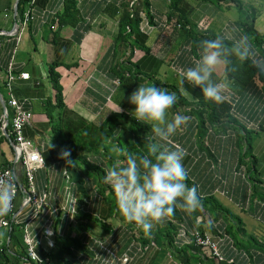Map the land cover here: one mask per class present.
<instances>
[{
	"label": "crops",
	"instance_id": "crops-1",
	"mask_svg": "<svg viewBox=\"0 0 264 264\" xmlns=\"http://www.w3.org/2000/svg\"><path fill=\"white\" fill-rule=\"evenodd\" d=\"M16 1L0 0V112L6 106L8 115H12L7 106L11 94L32 113V119L24 126L23 133L40 149L45 162V167L35 174L37 190L46 187L60 200H65L69 189H74V194L79 195L83 186L77 182L78 169L75 163L68 164L70 159L63 156L58 142L70 140L85 128L93 133L106 116L119 112L116 111L118 105L120 111L131 114L134 105L129 103L128 97L139 83H155L149 79L153 76L157 84L173 85L179 91L180 110L175 112L171 109L170 116L182 114L189 117L182 130L170 141L172 145L185 149L183 164L189 179L200 196L215 197L239 217L243 245L237 247L234 239L225 233L226 225L214 221L211 213L204 212L196 222L202 223L203 231L212 235L225 260L233 264H264V248L258 247L264 246V182L252 188L246 168L239 164L244 144L233 129L222 133L212 128L203 139H198L194 118L186 112L205 97L198 87L187 81L181 84L179 79L180 71L193 66L198 60L190 52L181 29L174 28L171 22L166 27H159L165 22L169 6L175 1L177 10L183 12L189 25L198 31L238 39L243 35L239 26L241 18L255 12L254 28L264 35V0H235L240 3L239 6L233 0H150L156 24H141L146 34L145 45L150 48L149 54L134 49L131 59L145 65L142 71L146 81L131 87L110 77L109 68L114 62L111 49L118 33V19L105 9L107 4L131 3L132 0H78L81 19L76 26H59L62 0H36L31 7L33 19L22 26V21L14 16ZM258 54L257 64L264 78V52ZM10 63L14 79L9 91L7 71ZM51 63H60L57 71L63 87L64 104L50 106L46 110L47 99L56 103L55 91L48 78ZM224 68L223 63L217 67L213 74L215 79L224 77ZM22 73H26L27 78H22ZM260 87L242 96L239 106L241 115L249 117L251 124L264 128V93ZM251 147V154L262 161L260 164L259 159L256 170L259 179L264 181V130L256 136ZM14 159L15 150L10 142L1 141L0 167L4 164L12 166L21 176V166ZM22 200L20 195L17 205L21 211L20 218L24 219L29 210L20 203ZM100 216L99 222H88L91 232L96 239L114 246L118 255L128 253L132 257L130 264H180L175 257L176 252L170 253L160 248L158 243L154 246L153 240L149 239L143 245L139 236H146L144 230V235L137 228L133 232L119 218ZM44 218L45 215L38 217L30 227L36 253L41 258L47 252L57 250L54 235L65 238L76 233L69 221L60 216L59 219L54 218V235L46 237ZM4 240L9 243L5 230L0 228V245ZM10 245L9 252L0 254V264H34L17 255L15 246ZM181 245L185 244L180 243L178 248ZM179 257L188 259L192 264H219L203 248ZM99 260V257H94L87 264H100Z\"/></svg>",
	"mask_w": 264,
	"mask_h": 264
},
{
	"label": "trees",
	"instance_id": "trees-1",
	"mask_svg": "<svg viewBox=\"0 0 264 264\" xmlns=\"http://www.w3.org/2000/svg\"><path fill=\"white\" fill-rule=\"evenodd\" d=\"M35 1L36 0L18 1L16 15L18 21L23 20L25 14L31 9ZM62 1L63 10L59 14V26H64L66 24L76 26L81 19L78 0ZM132 1V4L130 1L122 2L118 5L114 3L107 4L105 9L107 12H110L111 15L117 16L118 19V33L114 38V45L111 49L114 62L109 68V74L112 79L121 83L124 82L130 87L135 86L137 82L146 81L142 71L145 65L143 63L139 64L131 61L134 49H140L147 55L149 54L150 48L145 45L146 34L141 29V24L145 19L147 23L156 24V16L152 11L150 0ZM234 3L238 6L240 5V3L236 1ZM255 19V12H252L250 16L248 14L247 17L243 16L239 23L241 32L247 37L252 52V55L248 59L243 61L238 59V53H236L233 47V42L236 38L234 39L225 35L222 36L225 41V53L230 62L229 65H225L224 76L226 69H228V77L232 81L230 87L225 90L224 101L222 103H214L205 98L204 100H200L195 106H190L187 112L184 111L187 115L194 118V127L197 132V137L200 140L203 139L212 128L222 133H226L229 128L237 132L241 142H244V150L240 155L239 164L246 168L248 180H250L252 188L264 182L259 179L256 170V164L260 158L257 159L251 154L252 141L256 136L260 135L264 128L262 125L258 126L251 124V120L246 115H244L246 117L242 116L243 114L241 115L240 113L241 107L239 104L242 96L253 92L259 85L261 86L260 89L262 93H264V78L262 76V70L257 64L260 58V54L258 53L262 54L264 52L262 50L264 35H261L255 30ZM170 22L174 28L182 30L186 36L190 52L197 60L199 59L200 42L205 39H214L218 36L212 34V32L198 31L196 27L190 26L184 13L177 10L175 1L169 6L165 22L161 26L159 25V27H166ZM59 66L60 63H51L48 66V78L55 91L56 103L53 104L51 99H47L45 102L46 110L50 106L55 107L64 104L63 87L60 81V74L57 71ZM149 79H153L157 86L167 88L175 92L178 98L180 97L177 87L173 85L157 84V80L154 79L153 76L149 77ZM178 101L179 99L172 108L175 112L180 110ZM7 129H10V124H8ZM150 135L151 129L149 126L136 121L130 113L122 110L106 116L103 123L95 127L93 133L85 128L70 140L58 142L59 149L62 150L63 153L66 151L70 153L68 158L75 163V167L78 169L77 182L83 186V190L79 195H76V199L78 200L76 201L77 207L76 213H73V220H70L67 215L62 216L69 221L68 223L73 226L76 233L65 238L54 235V245L57 250L55 252H47L42 258L38 255L42 261L51 262L52 264H87V261H91L94 257H99L101 259L105 255L103 254L104 251L98 248V245L94 242L96 237L94 233L91 232L88 224L90 221L99 222L98 220L101 218L100 215L107 216V218H119L126 223V226H128L131 231L134 232V229L137 228L140 234L142 233L143 229L141 227L127 221V219L123 217L118 206V196L111 184L105 180V177L108 170L117 163V161H126L129 153H145L147 151V137ZM11 137L10 135L7 138L0 132V142H9V138L11 139ZM170 146L175 145L170 143ZM77 152L80 153L77 154ZM259 163H262L261 159ZM6 165L7 164L2 165L0 169L5 168ZM25 182L26 179L23 178V183L25 184ZM186 183L190 187L195 186L189 177ZM44 190H48V188L38 189V192ZM200 197L202 201L201 206L191 214L177 207L174 215L156 224L157 226L151 230V234H146L145 237L139 236L142 244H146L149 239L153 240L156 245L158 243L160 248L163 247L170 253L176 252L177 255H175V257L179 260L180 264H192L187 261L188 259L186 260L179 256L187 254L192 250L198 252L202 247L191 242L181 245L180 248H178L180 244L177 239L179 227L183 225L187 231L196 229L203 233L202 223H197L196 220H198L199 216H203L205 212L207 214L211 213L212 219L216 222H220V225H226L225 233L229 234V236L234 239L237 247L242 246L243 240L240 239V236L243 229L241 228L239 217L231 213L215 197ZM31 213L32 209H29L28 214L22 219L23 221L19 224H13L9 229L0 225V228L5 230V236L9 238V243L4 240L0 245V254L9 252V248L11 247L10 243H12V246H15L14 252L25 259L26 246L24 243L23 225L24 220L27 219ZM3 218H7V215L0 216V221ZM59 218L60 217H58V219ZM44 219L46 220L47 216ZM159 224H162V226ZM222 232H224V230H222ZM248 240V242H250V239ZM254 242L257 243L255 240ZM258 247L264 248V246ZM219 264H233V262L228 263L227 260H224L220 261Z\"/></svg>",
	"mask_w": 264,
	"mask_h": 264
},
{
	"label": "clouds",
	"instance_id": "clouds-1",
	"mask_svg": "<svg viewBox=\"0 0 264 264\" xmlns=\"http://www.w3.org/2000/svg\"><path fill=\"white\" fill-rule=\"evenodd\" d=\"M233 47L240 61L252 55L244 35L234 40ZM222 63H230L225 53L224 37L202 40L198 61L180 71V83L187 81L198 87L207 100L222 103L225 90L231 85L228 69L222 79L214 78V72ZM128 100L134 105L132 117L151 129V135L147 137V151L143 154L129 153L126 161H117L108 170L105 180L118 196L123 217L141 227L146 234H151L154 225L174 215L177 207L191 214L201 206L196 187L186 183L188 172L183 164L185 149L179 145L170 146V141L182 130L189 117L182 114L170 116L178 97L175 92L155 83H139ZM120 110L118 105L116 111ZM69 155L67 151L63 153L64 157ZM73 163L68 160L69 165ZM16 191L14 177L0 179V216L11 211ZM65 200L67 207L76 213L78 199L74 189L65 193Z\"/></svg>",
	"mask_w": 264,
	"mask_h": 264
},
{
	"label": "built area",
	"instance_id": "built-area-1",
	"mask_svg": "<svg viewBox=\"0 0 264 264\" xmlns=\"http://www.w3.org/2000/svg\"><path fill=\"white\" fill-rule=\"evenodd\" d=\"M133 2V1H132ZM132 4V3H131ZM34 17V11L29 9L22 20V26L27 25ZM145 26L147 20L145 19ZM7 71V87L10 91L11 80L14 79L11 69ZM22 78H27L26 73L21 74ZM118 83V81L116 80ZM7 106L11 109L12 115L9 116L6 106L0 112V132L5 136H12L9 142L15 150L14 162L21 166L22 174L19 176L12 166H6L0 169V179L7 177H14L17 191L16 198L13 201V207L7 214V218L0 221V225L4 228H11L13 224H19L23 220L20 218V210L17 207V197L22 195L24 207L32 209V213L24 220L23 236L26 246L25 260L33 262L34 264H52L51 262L42 261L35 252V244L30 227L34 224L38 217L47 216L44 235L52 237L54 235L53 226L54 218L67 215L70 220H73V210L67 207L66 200H60L51 191L44 190L38 192L35 184V174L37 171L45 167L44 158L40 149L35 143L26 137L23 133L24 126L29 124L32 119V113L26 110L23 105L17 101L11 94L7 101ZM10 124V129H7ZM23 178L26 179L25 184ZM77 207V206H76ZM68 211V212H66ZM49 217V218H48ZM178 242L182 244H189L193 242L195 245L207 249L210 255L218 262L224 261V257L219 252L218 243L212 239V235L206 232L201 233L199 230L187 231L181 225L177 236ZM94 242L100 249L104 251V256L99 260L100 264H130L132 257L128 253L121 255L117 254V250L111 244L104 240L94 239ZM154 246L155 243H152ZM231 263V261H228Z\"/></svg>",
	"mask_w": 264,
	"mask_h": 264
},
{
	"label": "water",
	"instance_id": "water-1",
	"mask_svg": "<svg viewBox=\"0 0 264 264\" xmlns=\"http://www.w3.org/2000/svg\"><path fill=\"white\" fill-rule=\"evenodd\" d=\"M18 1H19V0H17L16 3H15V5H14V16H15V17H16V15H17V5H18ZM15 25H16V23H15Z\"/></svg>",
	"mask_w": 264,
	"mask_h": 264
},
{
	"label": "rangeland",
	"instance_id": "rangeland-1",
	"mask_svg": "<svg viewBox=\"0 0 264 264\" xmlns=\"http://www.w3.org/2000/svg\"><path fill=\"white\" fill-rule=\"evenodd\" d=\"M244 14H245V12H243ZM242 13V14H243ZM243 16V15H242ZM251 130V129H250ZM251 132H253V131H251ZM253 135V134H252ZM253 139H254V137H253ZM254 141V140H253ZM252 141V142H253ZM243 144H244V142H243ZM17 202L19 201V196L17 197V200H16ZM21 204H24V202H23V200L20 202ZM30 262V261H29ZM36 264V263H35ZM37 264H39V263H37Z\"/></svg>",
	"mask_w": 264,
	"mask_h": 264
}]
</instances>
